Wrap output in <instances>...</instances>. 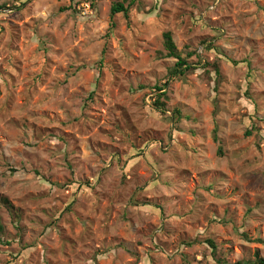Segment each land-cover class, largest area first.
Listing matches in <instances>:
<instances>
[{
    "label": "rangeland",
    "instance_id": "obj_1",
    "mask_svg": "<svg viewBox=\"0 0 264 264\" xmlns=\"http://www.w3.org/2000/svg\"><path fill=\"white\" fill-rule=\"evenodd\" d=\"M0 220V264L264 258V0H0Z\"/></svg>",
    "mask_w": 264,
    "mask_h": 264
},
{
    "label": "trees",
    "instance_id": "obj_2",
    "mask_svg": "<svg viewBox=\"0 0 264 264\" xmlns=\"http://www.w3.org/2000/svg\"><path fill=\"white\" fill-rule=\"evenodd\" d=\"M17 2H21L22 0H16ZM112 16L114 17L116 14L123 13L126 17L129 16V9L125 7L123 3H117L112 8ZM164 49H165V57L167 58H173L176 60V65L173 71V75H185V73L196 69L195 67H192L190 64V58L193 57V54H189L187 57H184L182 52H180L177 48V45L174 41L173 35L171 32H166L164 34ZM196 55V54H194ZM216 73L219 75V70L216 69ZM165 84L164 86H156L153 90L160 93L157 95L154 105L157 106V109L163 110L165 108V103L161 101L162 97L165 99H168L166 92H163L165 90ZM251 133L249 132L248 135ZM214 139L216 142H218V138L215 134ZM219 154L222 155V149L219 148ZM4 226L0 220V242H2L1 235L4 233ZM212 247L215 249L216 246L214 242H211ZM222 263V262H221ZM224 264V263H223ZM236 264H264V258H258L254 262L248 261V262H238Z\"/></svg>",
    "mask_w": 264,
    "mask_h": 264
}]
</instances>
